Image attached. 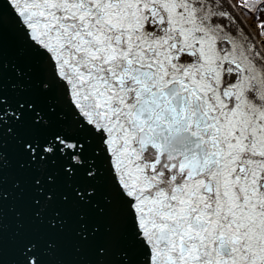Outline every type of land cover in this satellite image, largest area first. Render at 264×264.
I'll use <instances>...</instances> for the list:
<instances>
[{
    "label": "snow or ice",
    "instance_id": "6c2138e0",
    "mask_svg": "<svg viewBox=\"0 0 264 264\" xmlns=\"http://www.w3.org/2000/svg\"><path fill=\"white\" fill-rule=\"evenodd\" d=\"M237 7L264 0H0V262L7 141L36 223L16 264H48L56 187L95 207L100 180L139 255L121 264H264V20Z\"/></svg>",
    "mask_w": 264,
    "mask_h": 264
},
{
    "label": "water",
    "instance_id": "95a60500",
    "mask_svg": "<svg viewBox=\"0 0 264 264\" xmlns=\"http://www.w3.org/2000/svg\"><path fill=\"white\" fill-rule=\"evenodd\" d=\"M236 8V15L246 31H250L246 20ZM6 28L10 26L6 22ZM253 36H255L253 34ZM17 49L8 41L5 47L4 84L6 90L14 82V71L11 67L17 62ZM54 102L58 110L63 108V101L53 93L51 97H42L40 102ZM5 154L7 163L3 171V187L7 193L3 203V261L0 264H16L19 259L16 247V236L22 231H32L36 227L33 220L30 201L31 192L19 194L15 190L17 182L26 183L27 174L17 166L16 157L10 142L6 141ZM95 207H66L59 199L68 195L61 183L56 187L57 208L64 209L65 227L48 235L55 240L56 247L48 257V264H121L122 254L135 262L139 255L128 243L126 226L109 185L100 180L96 184ZM103 211H100V210ZM86 229L81 236V226ZM99 249H106L100 252Z\"/></svg>",
    "mask_w": 264,
    "mask_h": 264
},
{
    "label": "rangeland",
    "instance_id": "374dc122",
    "mask_svg": "<svg viewBox=\"0 0 264 264\" xmlns=\"http://www.w3.org/2000/svg\"><path fill=\"white\" fill-rule=\"evenodd\" d=\"M237 3H243V0H235ZM245 17L248 19V22L250 23L252 29L255 32V27L254 25L259 23V21L264 20V13L259 14L257 17L253 18L250 14H246L243 8L238 7Z\"/></svg>",
    "mask_w": 264,
    "mask_h": 264
},
{
    "label": "bare ground",
    "instance_id": "6f19581e",
    "mask_svg": "<svg viewBox=\"0 0 264 264\" xmlns=\"http://www.w3.org/2000/svg\"><path fill=\"white\" fill-rule=\"evenodd\" d=\"M233 2H234V3H237L235 0H233ZM237 8H238V7H237ZM237 10H238L241 14H243V12H242L239 8H238ZM243 16H244V18H245V20H246V24L248 25L249 30L255 35L254 30L252 29L250 23L248 22V19L245 17L244 14H243Z\"/></svg>",
    "mask_w": 264,
    "mask_h": 264
}]
</instances>
